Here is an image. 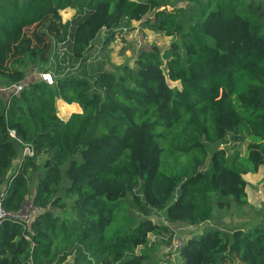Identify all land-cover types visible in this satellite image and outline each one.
Listing matches in <instances>:
<instances>
[{"label":"trees","instance_id":"1","mask_svg":"<svg viewBox=\"0 0 264 264\" xmlns=\"http://www.w3.org/2000/svg\"><path fill=\"white\" fill-rule=\"evenodd\" d=\"M179 1L0 0V87L27 83L0 92V194L8 211L36 208L0 224V264H167L150 235L170 244L174 232L154 213L196 227L249 205L243 176L264 166V0ZM123 19L172 42L111 71L89 51ZM58 101L81 112L63 120ZM229 138L245 153L219 148ZM178 253L264 264V224L209 229Z\"/></svg>","mask_w":264,"mask_h":264},{"label":"rangeland","instance_id":"2","mask_svg":"<svg viewBox=\"0 0 264 264\" xmlns=\"http://www.w3.org/2000/svg\"><path fill=\"white\" fill-rule=\"evenodd\" d=\"M176 5L190 9L192 3L187 0H180ZM74 14L75 11L72 9H66L61 12L63 21L71 19ZM106 37L107 34L105 32L99 34L95 40L93 48L89 51V57L91 59L102 56L107 57L109 59L108 68L114 72H118V68L125 64L132 66L137 53L141 49L149 48L154 45L159 46L161 49H166L172 42L171 37L153 33L148 30L145 25L134 21L131 22L126 19H123L121 22L119 29L116 31L114 40L110 41L108 44H104ZM34 70V68L29 69V79L37 78V76L33 74ZM169 85L175 90L180 89V84L178 82L169 81ZM56 106L58 116L63 120H67L72 113L77 112L75 108H71L69 105L63 104L61 101H58ZM64 108H67V113L65 114L62 113V109ZM219 148H226L230 154L236 150L240 151V153H245L247 143L245 142L241 145H236L229 138L228 141L221 144ZM17 164L18 160L15 161L14 167H16ZM243 177L246 178L249 184H251L248 192L252 205L249 204L244 207H239L232 203L230 208H216L211 221L196 227L183 224H171L166 222L163 213H154V215H152V220L155 223L166 224L168 228L174 232V235L170 244H166L165 242V240L168 239L169 234H163V236H161L162 238L150 235V239L157 244V249L152 254L153 259L160 262H166L167 264H175L180 260L179 253L174 249V251L169 250L174 241L181 240L182 242H185L191 236L209 229L233 230L242 228L247 230L249 228H254L257 225L264 224V177H259V175L254 176L253 179L246 175ZM25 211H30L29 207H26Z\"/></svg>","mask_w":264,"mask_h":264},{"label":"built area","instance_id":"3","mask_svg":"<svg viewBox=\"0 0 264 264\" xmlns=\"http://www.w3.org/2000/svg\"><path fill=\"white\" fill-rule=\"evenodd\" d=\"M34 73H37L36 70H34ZM39 78H41L42 81L46 82L49 85L54 84V78L51 72H40L37 73ZM27 86V83H18L11 85L9 87H0V92L8 94V93H14L18 94L21 92L23 89H25ZM10 135L13 139L16 138V134L14 131L10 132ZM23 154H33V150L31 147H26ZM26 207H29L30 211H25ZM36 211V208H34L32 205L26 204L23 209L20 211L12 212L8 211L4 208L3 206V193L0 194V224L7 220H14V221H19V222H29L32 214ZM184 242L181 240L179 241H174V243L170 246L169 250L174 251V250H179ZM174 249V250H173Z\"/></svg>","mask_w":264,"mask_h":264},{"label":"crops","instance_id":"4","mask_svg":"<svg viewBox=\"0 0 264 264\" xmlns=\"http://www.w3.org/2000/svg\"><path fill=\"white\" fill-rule=\"evenodd\" d=\"M74 105V104H73ZM75 105H77V104H75ZM78 106V105H77ZM67 107V106H66ZM76 109V111L78 112V111H81V109H80V107L78 106L77 108H75ZM62 113L63 114H65V113H67V108H64V109H62ZM257 175H259V177H264V166H262L260 169H259V172L257 173V174H247L246 176L247 177H250L251 179H253V177L254 176H257ZM245 180H246V178H244ZM259 179V178H258ZM247 181V180H246ZM250 185L251 184H249V182H248V185H247V187H246V192H247V195H248V201H249V204H251L252 205V201H251V198H250V195H249V192H248V190L250 189Z\"/></svg>","mask_w":264,"mask_h":264},{"label":"bare ground","instance_id":"5","mask_svg":"<svg viewBox=\"0 0 264 264\" xmlns=\"http://www.w3.org/2000/svg\"><path fill=\"white\" fill-rule=\"evenodd\" d=\"M69 107H71V108H77L78 106L75 105V104H74V105L72 104V105H69ZM69 107H68V108H69Z\"/></svg>","mask_w":264,"mask_h":264}]
</instances>
